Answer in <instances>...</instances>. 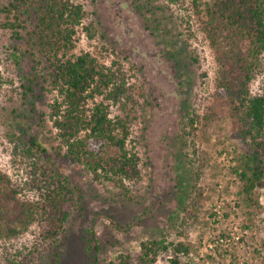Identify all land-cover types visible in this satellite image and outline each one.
<instances>
[{"label":"rangeland","instance_id":"rangeland-1","mask_svg":"<svg viewBox=\"0 0 264 264\" xmlns=\"http://www.w3.org/2000/svg\"><path fill=\"white\" fill-rule=\"evenodd\" d=\"M10 1L0 0V9ZM72 1L82 5L83 25L92 24L94 36L90 39L77 29L70 54L88 51L105 61L127 56L135 66L127 73L142 97L136 95L133 106L128 104L124 111L114 108L112 113L129 114L141 178L127 183L121 193L63 160L62 149L55 155L58 144L48 119L55 95L43 83L46 63L42 60L32 70L27 54L23 56L25 48L13 33L24 32L0 26V170L21 185L28 181L29 164L35 160L59 174L76 195V207L59 236L57 258L32 227L16 239L0 241V264H92V251L86 248L88 229L97 240L99 264H117L115 257L120 254L135 257L140 242L149 239L164 240L165 245L184 243L189 264H236V260L238 264L247 253L251 264H264V189L259 207L249 214L238 195L241 183L232 172L241 149L232 137L227 103L213 85V51L197 33L189 6L185 1L165 0ZM6 22L15 19L0 13V24ZM18 22L27 30L35 23L25 15ZM17 51L21 56L15 61ZM124 68L128 70L127 63ZM251 91L264 93V58ZM186 106L197 114L188 135L180 129ZM29 133L49 156L30 146ZM27 189L25 193L32 196ZM234 228L241 248L217 251L215 247L212 256L207 246L211 237L235 236ZM169 250L160 253L155 264H168Z\"/></svg>","mask_w":264,"mask_h":264},{"label":"trees","instance_id":"trees-1","mask_svg":"<svg viewBox=\"0 0 264 264\" xmlns=\"http://www.w3.org/2000/svg\"><path fill=\"white\" fill-rule=\"evenodd\" d=\"M165 1L186 2L196 18L197 33L213 51V85L218 97L227 103L232 137L241 149L232 172L241 183L240 202L250 214L259 207V194L264 189V93L251 91L264 58V0ZM134 8L140 12L138 6ZM0 13L15 19L13 23L0 24L1 27H17L24 32L13 33L21 48H25L23 56L26 58L27 54L30 68L35 70L42 60L46 63L42 67L43 83L55 95L48 106V119L58 144L55 155L62 149L63 160L88 173L94 181L110 184L124 193L127 183L140 180L141 171L129 114H113L112 109L124 111L128 104L134 105L136 95L142 97L127 73L134 71L133 63L127 56L105 61L88 51L70 54L77 29H83L90 39L94 36L92 24L83 25L86 13L82 5L72 0H12L1 7ZM24 15L33 18V29L27 30L18 22ZM102 50L108 52L103 47ZM18 54L19 51L14 55L15 61L21 56ZM2 84L0 74V89ZM196 119L194 109L186 106L180 117L181 132L190 134L188 129ZM28 136L32 148L49 156L33 134ZM29 167L28 181L21 185L14 184L0 170V241L9 242L35 227L37 239L50 244L52 255L57 258L59 236L76 207V195L50 168L35 160ZM26 187L32 196L25 193ZM112 224L117 227L113 221ZM86 233V248L93 252L92 264H99L97 240L92 229ZM168 249V264H189V248L184 243L165 245L164 240L155 239L140 242L135 257L120 254L115 260L117 264H155L158 255Z\"/></svg>","mask_w":264,"mask_h":264},{"label":"built area","instance_id":"built-area-1","mask_svg":"<svg viewBox=\"0 0 264 264\" xmlns=\"http://www.w3.org/2000/svg\"><path fill=\"white\" fill-rule=\"evenodd\" d=\"M219 205H221L220 201L218 202L217 205H215V207L219 208ZM215 211L217 217L221 216L218 210ZM233 230H235V236H233V233L230 234L221 233V235H217V237H211V241L207 243V246L209 250H211L212 256H215L216 254V249H214L215 247H217V251H230L232 248L234 249L241 248V244L239 242L240 237L236 233V229L234 228ZM234 253L237 254L235 251ZM238 259H239L238 264H251V260H250L251 255L249 253H247V255H243L239 257ZM236 264H237V260H236Z\"/></svg>","mask_w":264,"mask_h":264}]
</instances>
